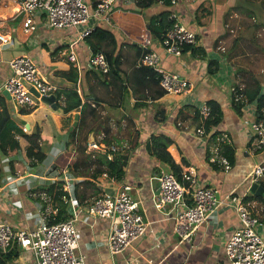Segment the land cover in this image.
Wrapping results in <instances>:
<instances>
[{
	"label": "crops",
	"instance_id": "1",
	"mask_svg": "<svg viewBox=\"0 0 264 264\" xmlns=\"http://www.w3.org/2000/svg\"><path fill=\"white\" fill-rule=\"evenodd\" d=\"M245 2L175 0L165 5L158 1L140 13H131L130 10L137 9L134 0H115L112 13H115L116 19L110 17L109 23L103 22L99 26L112 32L115 49L119 50L121 72L117 77L105 76L96 69L86 68L84 60L91 49L85 38L74 41L80 26L51 28L44 22L42 15H37L35 28L25 32L16 0H0V32L9 38L0 43V84L10 73L8 60L19 54H27L36 63L38 73L44 80L54 84L58 91L74 88L81 96L84 95L81 100L88 102L78 128L80 106L64 112L59 106L63 104V97H56L55 109L40 99H36V104L28 108L6 98L11 116L24 124L25 131L39 132L38 142L46 153L40 162L30 166L25 155L27 140L17 134L20 147L16 153H0V220L9 222L12 227L31 229L40 221L49 220V215L55 213L62 203L66 209L65 218L77 215V251L84 254V264H228L224 241L238 226L235 210L225 203L218 204L189 240H180L173 229L171 214L166 213L168 206L158 209L151 203V197L159 189L156 175L166 165L149 154L145 144L151 134H168L173 139L170 145L176 151V157L172 154L173 158L183 171L192 169L201 183L217 189L219 197L229 191L245 193L252 211L264 217L263 182H255L262 186L260 194H256L250 189L254 182L250 183L245 178L252 165L264 157V150L252 144L249 131L250 121L257 116L255 102H248L237 112L230 100L235 79L234 60L244 54L234 51L231 58L225 56L227 49H231L234 37L245 29L241 21L243 14H248L253 22V31L243 32L252 35L250 38L254 42L264 30V22L260 21L258 15L261 9L259 0ZM250 8L253 9L252 13L249 12ZM163 9L174 13L180 22L196 32L195 46H199V50L194 52L187 47L179 55H173L162 49L160 40L147 30L146 22L150 16ZM101 43L102 48L112 45H106L104 41ZM142 45L156 50L160 55V67L187 78L189 86L179 93L165 92L154 98L149 97L160 86H153L143 78L137 84L133 77ZM242 45L243 42L236 46L241 49ZM71 48L75 50L77 62L67 58ZM200 50L205 52L204 56L200 55ZM211 60L217 62L218 67L214 72H208V61ZM237 65L251 71L264 85L257 64L252 68L248 67L249 63ZM72 73H76L75 80L67 76ZM120 84H127V90L119 88ZM135 100L142 102V105L134 106ZM207 100H216L220 105L221 120L214 128L226 135L234 150V161L227 170L215 168L207 161V137L197 135L192 123L194 108ZM21 109L29 111L23 112ZM75 112H78V120L74 126V141L69 143L72 139L70 131L73 129L70 130L69 126ZM157 115H164V118L159 120ZM105 126L109 128V134H105V137L122 141L120 150H129L120 179L97 175L90 181L91 177L87 174L90 169L87 166L77 167L78 173L73 174L66 164L55 165L54 159L67 147L74 158L76 135L80 134L82 138L92 128L94 132L91 130L88 134H94L99 141ZM96 140L94 143L104 147L103 142ZM96 150L98 152L101 149ZM89 153L92 157L97 155L95 152ZM182 156L186 160L184 164L181 162ZM63 169H67L71 175L69 185H64L68 193L62 200L51 199L42 188L57 181ZM120 182L131 186L129 192L137 200L138 211L148 223L149 232L137 237L121 252L113 254L107 248L105 239L109 220L91 216L85 211L84 204L102 192L115 191ZM257 229L264 239V225H258ZM2 254H16L6 259L4 264H32L30 250L14 240L10 241Z\"/></svg>",
	"mask_w": 264,
	"mask_h": 264
},
{
	"label": "built area",
	"instance_id": "2",
	"mask_svg": "<svg viewBox=\"0 0 264 264\" xmlns=\"http://www.w3.org/2000/svg\"><path fill=\"white\" fill-rule=\"evenodd\" d=\"M175 0H171L174 2ZM18 11L22 13L21 26L25 32L35 28L36 16L42 15L44 22L51 28H71L80 26L76 32L78 39L85 38L92 28L110 22L115 0H16ZM264 8V5H263ZM173 23L159 39L162 49L173 55H179L185 44L196 43V32L180 22L171 13ZM9 38L0 32V43ZM73 42L70 44L72 46ZM142 45V53L137 59V65L150 66L158 74V84L165 92L179 93L189 86V81L176 72L160 67V55L156 50ZM70 61L78 60L74 49L67 52ZM88 69H96L102 73L109 71V63L103 52H90L84 60ZM10 73L0 84V90L6 89L10 100L22 107L32 108L36 99L29 90L33 86L39 95L55 93L57 87L44 80L38 73L36 63L27 54H19L8 60ZM239 85L234 92V100L244 99L239 92ZM1 92V91H0ZM248 102H245L246 105ZM200 120L208 114V106L199 107ZM252 144L264 150V107L261 115L249 123ZM199 136H206L203 128H195ZM218 141L229 142L226 135L220 132L216 142L210 145V160L216 161L224 170L230 168L225 156L218 153ZM88 150L103 149L100 145L88 141ZM109 148H118L111 143ZM35 160V159H34ZM59 181L69 185L71 175L67 169L59 174ZM106 177V172L101 173ZM245 178L250 183L261 180L264 184V157L255 162ZM158 192L151 197V203L158 209L166 210L173 218V229L180 240H189L196 230L218 206L225 203L231 206L238 216V226L224 241V251L228 264H264V239L257 226L264 225V217L257 216L251 209L250 201L245 199V193L229 191L219 197L215 187L201 183L192 169L182 170L181 180L168 168H160L156 175ZM131 186L120 182L113 192H102L92 201L84 204L85 211L91 216L105 217L109 220L106 246L111 253L121 252L137 237L149 232L148 223L138 211L137 200L131 197ZM65 198V195H62ZM77 215L62 220L50 222L40 221L34 228L12 227L0 220V252H4L11 240L24 246L32 253V264H84V254L77 251L79 228L76 224Z\"/></svg>",
	"mask_w": 264,
	"mask_h": 264
},
{
	"label": "trees",
	"instance_id": "3",
	"mask_svg": "<svg viewBox=\"0 0 264 264\" xmlns=\"http://www.w3.org/2000/svg\"><path fill=\"white\" fill-rule=\"evenodd\" d=\"M137 9L130 10L131 13H140L142 9L154 4L155 2H162L165 5H169L171 0H134ZM260 7H263L264 0H259ZM250 13L253 9H249ZM111 18L114 20L116 19L115 13H111ZM173 23V18L171 17V12L168 9H163L160 12L150 16L148 21L146 22V28L150 33L157 39H162L163 34L171 27ZM257 24V23H255ZM238 40V41H237ZM240 38H234V44H238ZM85 41L89 45L92 52L101 51L104 53L106 59L109 63V71L107 73H102L105 76H117L119 77L121 69H120V54L119 50L115 49V40L112 32L107 28H103L102 26H95L92 28L91 32L85 36ZM102 41L105 42L106 45H111L110 48H102ZM237 41V42H236ZM190 48L192 51L196 52L199 46H195V44H185L182 47V50L185 48ZM233 48V47H232ZM181 50V51H182ZM200 55L204 56V51L200 50ZM233 52L232 49H227L225 52V56L227 59L231 58ZM217 62L215 60L208 61V72H214L217 70ZM70 79H76V73L68 74L67 75ZM124 76H127L124 74ZM133 77L138 84L141 81V78L146 79L147 83L152 84L159 88L158 84V74L154 71L150 66L147 65H137L135 64L133 69ZM147 85V84H146ZM239 85H242V89L239 91L243 94L244 99H240L235 101L234 100V92L231 91V104L234 107V110L240 112L242 106L245 102H255V109L257 112V116L261 115V109L264 107V91L263 87L260 83V80L256 78L253 73L246 68L237 65L235 67V79L233 82L232 87L237 90ZM122 87L123 90H127V84H120L119 88ZM165 91L162 88L155 90L154 94L150 93L149 97L154 98L156 96L164 94ZM156 95V96H155ZM82 96H84L82 94ZM82 96L74 89H63L56 91V97L59 99L63 97V104L59 105L64 112L70 111L74 108L80 106V123L83 120V116L86 113V100L82 101ZM205 104L208 106V114L205 118L200 120V114L198 107L194 108L193 115H192V123L194 124L195 128L202 127L204 132L207 134V142H206V159L207 161L215 168H222L220 164L216 161H211L210 158V145L216 142V137L220 134L219 130L215 129L214 127L220 122L222 111L220 109V105L216 100H207ZM142 105V102H138V100L134 102V106ZM94 109V107H90ZM23 112H28V109H21ZM91 112V110H88ZM159 120L164 118V115L158 116ZM76 127L70 131L72 135V139L69 140L73 142V132L75 131ZM109 128L105 126L103 128V134L99 141L96 140L95 135L92 142H103L104 148L100 151L96 152L97 150H87L88 147L87 143L89 140V132L94 129H89L82 138H77L75 140V151L76 155L71 156L70 148L67 147L65 152L59 154L55 159V165L64 166L65 164L68 165V169L74 174H77V167L79 166H87L90 169L87 174L91 177L90 181L95 179L97 175L102 172H106L108 177L114 179H120L123 175V166L125 165L129 150L127 149H118L116 151H112L109 148L111 144V140L105 137V134H109ZM16 134L23 137L27 140V145L25 147V155L28 159L29 165L34 166L38 162H40L45 157V151L40 148L39 145V132L34 131L31 133H27L24 128L23 123L17 122L10 114L9 107L7 104V100L4 95L0 93V153L11 155L16 153L17 149L20 147L19 141L16 138ZM117 142V141H116ZM136 143V141H135ZM134 143V144H135ZM173 143V139L165 133H158V134H151L149 139L146 141V148L149 154L155 156L161 163L166 165V168L170 169L176 176L177 179L181 180V170L182 167L179 163L175 161L173 158L176 157V151L174 147L170 144ZM98 144V143H96ZM99 145V144H98ZM170 145V146H169ZM218 153L222 154L226 157L228 162L231 164L234 161V150L230 143L218 141ZM89 152H95V157ZM119 154H118V153ZM173 154V155H172ZM109 158L108 156H111ZM94 156V155H93ZM35 159V160H34ZM181 162L184 164L186 163L185 158L181 157ZM12 168V165H10ZM264 186V184H263ZM46 195H49L51 199L58 200L62 198V195H67V190L64 187L63 182L61 181H53L50 182L46 187L42 188ZM62 200V199H61ZM264 202V200H262ZM60 203V201H59ZM62 206L58 207L55 213H51L49 215L50 222L58 221L65 219L66 217V209L61 203ZM65 205V204H64ZM5 252V251H4ZM0 252V264H4L6 259L11 258L12 256L16 255H8L5 256Z\"/></svg>",
	"mask_w": 264,
	"mask_h": 264
},
{
	"label": "rangeland",
	"instance_id": "4",
	"mask_svg": "<svg viewBox=\"0 0 264 264\" xmlns=\"http://www.w3.org/2000/svg\"><path fill=\"white\" fill-rule=\"evenodd\" d=\"M241 2H243V4L246 3L245 0H241ZM258 15L260 16V21L264 22V9L262 7H261V9H259ZM241 21H242V25L244 24L243 26L245 27V29L242 30V32L237 34L235 37H239L240 38L238 44H241V42L244 43V45H242L243 48L239 49L238 46H236V44L233 45V43H234L233 40L234 39L231 42V47L230 48L232 49V47H233L232 52L241 51V53H243L244 56H238L237 60H234V61H235L236 64L237 63H242V62L249 63V66H248L249 68H252L253 66H256V64H257L256 68L260 72V74L263 76L261 78V80L264 81V30L261 31V35H257V40H255V42H254L253 39L250 38V37H253L252 35H250V34L248 35L246 32H243L245 30H248L249 32L253 31L251 29V24L253 23L252 19L250 18V16H248V14H246V15L243 14V16L241 18ZM253 54H255V55H253ZM52 65H54V63ZM260 65L263 66V67L260 68ZM262 86H263V89H264V85H262ZM80 137H81V135L78 134L77 138H80ZM87 140H89V139H87ZM116 141H112L111 143H113L118 149H120L119 147H121L123 142L119 141L117 139H116ZM99 175L101 176V173Z\"/></svg>",
	"mask_w": 264,
	"mask_h": 264
},
{
	"label": "water",
	"instance_id": "5",
	"mask_svg": "<svg viewBox=\"0 0 264 264\" xmlns=\"http://www.w3.org/2000/svg\"><path fill=\"white\" fill-rule=\"evenodd\" d=\"M29 90L32 92V94L36 97H39V99L48 104L50 107L52 108H56L57 107V103H56V95L54 93H50V94H44V95H39V92L33 87L31 86L29 88ZM1 94L5 96V98H10V94L6 89H2L1 90ZM73 121L71 123V125L69 126V129L71 130L74 126L77 125V120H78V112H75L73 115ZM27 125V124H26ZM93 136L92 134L89 135V140H92ZM251 191L255 192L256 194H260V191L262 190V186L258 185L257 183H252V185L250 186Z\"/></svg>",
	"mask_w": 264,
	"mask_h": 264
}]
</instances>
